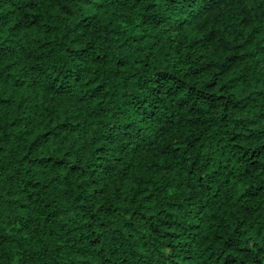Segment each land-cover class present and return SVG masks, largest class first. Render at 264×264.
<instances>
[{"label": "trees", "instance_id": "16d2710c", "mask_svg": "<svg viewBox=\"0 0 264 264\" xmlns=\"http://www.w3.org/2000/svg\"><path fill=\"white\" fill-rule=\"evenodd\" d=\"M264 264V0H0V264Z\"/></svg>", "mask_w": 264, "mask_h": 264}, {"label": "clouds", "instance_id": "9594fccd", "mask_svg": "<svg viewBox=\"0 0 264 264\" xmlns=\"http://www.w3.org/2000/svg\"><path fill=\"white\" fill-rule=\"evenodd\" d=\"M5 251L11 257L9 264H21V260L24 259V256L20 253L19 249L15 251L11 249H5Z\"/></svg>", "mask_w": 264, "mask_h": 264}]
</instances>
